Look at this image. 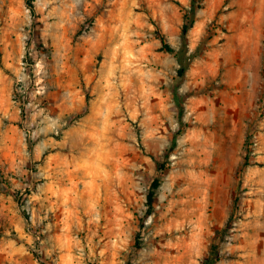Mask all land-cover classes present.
I'll return each mask as SVG.
<instances>
[{
    "label": "rangeland",
    "instance_id": "rangeland-1",
    "mask_svg": "<svg viewBox=\"0 0 264 264\" xmlns=\"http://www.w3.org/2000/svg\"><path fill=\"white\" fill-rule=\"evenodd\" d=\"M30 1L0 0V264H200L229 216L215 264H264V0H196L185 125L159 37L191 0Z\"/></svg>",
    "mask_w": 264,
    "mask_h": 264
},
{
    "label": "trees",
    "instance_id": "trees-1",
    "mask_svg": "<svg viewBox=\"0 0 264 264\" xmlns=\"http://www.w3.org/2000/svg\"><path fill=\"white\" fill-rule=\"evenodd\" d=\"M27 4L30 8V11L34 13V8L30 0H27ZM199 5L197 4L196 0H191L190 6L186 9V11L183 14V22L181 25L180 29V44L177 48L173 47L163 36H160V41H161V46L160 49L164 50L166 52L171 53L177 63L178 67L176 69V76L174 83L172 85L171 91L173 94V97L177 103V106L180 108L179 109V115H178V123L179 125H185L182 121V109H183V98L184 95L179 92V83L184 77L186 68L188 66L190 57L186 55L187 53V40H186V34L187 31L192 27L193 22H194V15L197 10ZM209 38V34H206V39ZM262 74H264V59H263V64H262ZM248 155L249 151L246 149V153L243 156V161L240 166H245L249 164L248 162ZM157 168L159 170L164 168V163L163 160L155 159ZM159 186V178L154 177L150 183L149 189L146 193V209L144 212V215L140 218V227L143 226L145 218H147L151 212L153 211L154 207V198H155V192L156 189ZM233 219L232 216H229L228 219L226 220L225 224L217 228L210 240L208 250L206 255L202 258L200 264H215L217 261H219L223 255L219 252V244L221 241L225 239V235L227 231L232 227ZM135 248H139V243H135ZM125 264H129V262H126Z\"/></svg>",
    "mask_w": 264,
    "mask_h": 264
},
{
    "label": "crops",
    "instance_id": "crops-1",
    "mask_svg": "<svg viewBox=\"0 0 264 264\" xmlns=\"http://www.w3.org/2000/svg\"><path fill=\"white\" fill-rule=\"evenodd\" d=\"M10 89H11V86L9 85H4L2 87V90H1V97L3 98L4 101H8L9 99V96H10Z\"/></svg>",
    "mask_w": 264,
    "mask_h": 264
}]
</instances>
